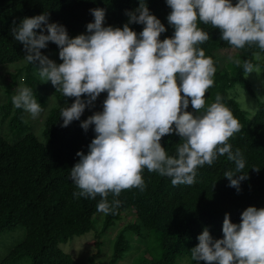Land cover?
<instances>
[{"label":"clouds","instance_id":"obj_1","mask_svg":"<svg viewBox=\"0 0 264 264\" xmlns=\"http://www.w3.org/2000/svg\"><path fill=\"white\" fill-rule=\"evenodd\" d=\"M166 4L171 9L167 22L174 31L163 39L165 24L150 11L147 0H139L126 13L128 21L122 27L105 25L104 8L90 9L94 19L74 37L64 25L49 22L47 13L13 22V38L23 44L24 60L35 66L40 82L50 81L62 96L74 98L59 110L62 127L79 120L106 92L102 109L81 121L82 129L92 126L95 135L87 153L77 151L79 160L69 173L78 189L73 197L99 195L97 211L104 214L120 204L118 199L110 203L109 193L117 197L125 189H144V169L171 178L173 186H190L198 168L226 154L235 164L223 174L229 186L239 190L248 178L242 152L233 151L228 143L241 130L240 121L221 94L205 103L217 69L200 47L210 34L199 25L218 28L220 40L234 48L254 44L264 53V0H166ZM133 23L143 25L142 30L132 29ZM49 42L57 45L60 63L42 53ZM261 60L264 56L257 54V63L239 58H232V63L247 76L262 71ZM235 90L241 92L239 84ZM12 103L33 119L43 111L27 86L18 88ZM189 104L193 111L187 110ZM241 106L248 107L243 100ZM173 133L183 142L170 155L161 138ZM240 215L235 223L225 214L222 238L214 239L205 227L190 259L196 264H264V207L248 206Z\"/></svg>","mask_w":264,"mask_h":264},{"label":"trees","instance_id":"obj_2","mask_svg":"<svg viewBox=\"0 0 264 264\" xmlns=\"http://www.w3.org/2000/svg\"><path fill=\"white\" fill-rule=\"evenodd\" d=\"M138 4L139 0H0V66L21 61L26 54L23 44L13 38L14 21L19 24L24 17L47 13L49 22L64 25L69 35H78L85 32L87 23L94 19L90 9L104 8L105 25L122 27L128 21L126 13ZM147 5L165 24L166 31L160 38L171 36L174 29L167 22L171 9L166 0H147ZM199 26L210 34L209 40L200 47L206 56L213 58L217 69L214 84L205 93L206 106L215 101L217 93L221 94L242 125L228 141L232 150L239 149L246 160L243 171L248 178L240 183L239 190L229 186L223 176L225 171L235 168L225 154L212 165L198 168L196 181L190 186H173L171 178L144 169L142 191L129 188L117 197L109 193L110 203L114 199L120 201L109 214L97 211L99 195L95 199L74 198L73 192L78 189L70 179V168L79 160L77 151L87 153L95 135L92 126L87 131L82 129L81 121L102 109L106 92L85 109L79 120L62 127L59 110L65 102L71 104L74 98L64 97L56 90L49 97L40 87L33 72L34 65L27 63L16 70L14 83L33 90L43 108L38 116L42 127L37 131V119L13 106L12 97L17 90L11 83L0 103V235L18 226H22L25 233L6 256L0 257V264H23L28 257L31 264H98L95 255L84 261L66 251L62 244L74 236L94 231L95 246L101 251L105 245L101 236L125 214L133 215L134 219L120 228L110 241L109 264L123 260L135 243L143 248L130 264H196L190 259V250L198 244L197 237L205 227L214 239L222 238L226 213L232 222L239 223L246 207H264V100L253 114L242 108L234 88L239 84L251 91L250 80L232 59L221 65L216 54L218 50L234 47L220 40L218 28ZM130 27L139 32L143 25L133 23ZM50 47L58 49L52 42L42 53ZM235 49L238 53L234 58L253 63H257V54L264 56L254 44ZM259 63L264 75V60ZM229 92L232 93L230 99ZM187 110L193 111L191 104ZM180 139L174 133L168 134L161 138V144L174 155L177 145L183 142ZM200 264L206 262L200 261Z\"/></svg>","mask_w":264,"mask_h":264},{"label":"rangeland","instance_id":"obj_3","mask_svg":"<svg viewBox=\"0 0 264 264\" xmlns=\"http://www.w3.org/2000/svg\"><path fill=\"white\" fill-rule=\"evenodd\" d=\"M69 36L73 37L76 36V34L73 33ZM50 43L52 42H49L48 44ZM58 52L59 49L50 47L45 52H43V54L47 55L50 59H53L57 63H60L61 60L59 58ZM237 53L238 52L235 48L218 50L216 51L217 60L222 65L224 61L231 60L232 58H234ZM26 64L27 63L23 59L21 61L8 63L0 66V103L3 102L5 99V92L7 88L10 86L11 83H14L13 75L15 74L16 70L23 68ZM33 72L39 80L35 66ZM247 76L251 83V91L246 89L244 86H240L241 92L244 93V96L242 97L241 92H237L235 88L234 90L236 91L239 103L241 104V101L243 100V102L248 105V107L244 109H246L250 114H253L256 108L258 107L259 102L261 100H264V75L262 71L260 73H256L254 71L252 73H249ZM40 83V87L45 90H43L44 93H47L49 97L54 95L53 92L56 89L50 81ZM20 86H22V84L18 82L15 84L13 89L18 90ZM26 113L28 116H31L28 112ZM35 119H37L36 121H38L37 131H39V129H41L42 127L40 124L41 117H37ZM97 217L98 215L96 216V218ZM133 219V215L125 214L122 220H120L116 225L106 231L101 236V240L105 242V245L102 246L101 251H99L98 248L95 246L94 241L96 239L94 231L85 233L80 236H74L73 238H70L66 244H62V247H64L66 251L71 252L72 254L80 257L84 261H88L90 256L95 255V259L98 264H109V259L112 252L110 241L113 240L120 228H122L127 222L132 221ZM24 233L25 230L22 226H18L14 229L2 232L0 235V257L6 256L10 250V247L23 239ZM142 248L143 245L135 243L133 248L127 253L126 257L123 260L119 261L117 264H130L134 256L138 254L142 250ZM23 264H31V259L28 257V260H24Z\"/></svg>","mask_w":264,"mask_h":264}]
</instances>
